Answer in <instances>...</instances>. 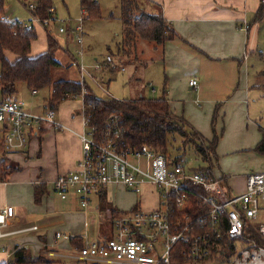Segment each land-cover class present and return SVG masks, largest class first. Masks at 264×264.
I'll list each match as a JSON object with an SVG mask.
<instances>
[{
  "label": "crops",
  "instance_id": "0c3cea01",
  "mask_svg": "<svg viewBox=\"0 0 264 264\" xmlns=\"http://www.w3.org/2000/svg\"><path fill=\"white\" fill-rule=\"evenodd\" d=\"M262 6L264 0H141V8L145 12L162 13L177 32L176 39L157 50L160 53L157 60L165 75L163 89L167 92L171 112L177 118L184 119L192 130L200 134L206 145L213 138L212 121L215 117L217 119L218 110V121L220 124L224 123L227 131L228 128L232 129L228 120L233 113L237 116V129L248 130L251 125L246 115V95L250 92L243 65L259 49V31L264 16L257 19V13ZM5 16L9 17L6 7ZM246 24L249 26L248 30L245 29ZM38 29L41 37L37 31L38 38L32 44V52L35 43L40 40L38 49L42 54L47 50V40L45 31ZM53 29L56 38V35L67 31L70 38V33L73 32L70 28L65 29V33H60L56 27ZM8 57L12 59L13 56ZM193 80L198 81L195 88L190 85ZM257 86L262 88L264 83ZM49 94V90L34 94L27 85H20L18 94L11 101L20 102L33 115L45 116L49 111L46 107ZM40 96L44 99L42 109L31 101ZM0 102H4L1 94ZM52 111L55 112V121L62 128L43 126L39 135L37 133L29 137L27 147L22 150L6 149V128L0 123V164L5 161L6 166L19 167L5 182H0V211L6 208L13 210L7 227L2 230L9 234L0 238V263L13 264L17 251L24 248L32 258L41 257L54 264H85L80 252L87 243L114 238V222L117 217L135 208L144 212L160 208L159 193L150 186L140 193L119 185L102 188L98 194L90 197V202L93 197L99 198L96 209L98 213H93L89 206L83 208L80 197L74 191L66 199H62L55 192L54 184L61 175L76 170L82 160L80 135L85 128L84 116L82 111V117L76 118L72 110L67 111L62 107ZM257 126L261 134L252 142L245 138L237 147H233L232 141L223 138L220 150L225 152L221 155L248 150L255 152L263 138L262 126ZM202 164L198 168L207 166ZM211 164L215 177L224 179L226 187L222 186L228 197L240 195L229 188L232 178L246 179V191L249 175L240 176L231 172L226 174L218 160L217 166L215 161ZM36 188L43 192L39 202L35 200ZM110 191L138 195L140 199L152 193L156 195V201L144 210L142 199L138 205L131 203L128 206L115 201ZM103 201L107 206L104 207L105 204L101 203ZM113 211L118 212L116 217H113ZM104 224L109 228L105 230ZM33 227L37 229L29 230ZM162 248L163 242L159 251Z\"/></svg>",
  "mask_w": 264,
  "mask_h": 264
},
{
  "label": "built area",
  "instance_id": "2783aa9c",
  "mask_svg": "<svg viewBox=\"0 0 264 264\" xmlns=\"http://www.w3.org/2000/svg\"><path fill=\"white\" fill-rule=\"evenodd\" d=\"M34 9L31 6L32 21L24 27H47L49 22H42ZM1 21L13 20L3 16ZM83 23L84 12L81 25L75 29L79 44L83 43ZM245 29H249L247 24ZM59 32L65 33V29L61 27ZM106 62L112 63L111 58ZM100 66L98 64L97 68ZM79 69L81 81L86 83L89 72L83 66ZM190 85L195 88L198 81L193 80ZM0 123L6 128L4 144L9 151L26 148L29 137L39 133L43 126L62 128L52 110L45 116L33 115L18 101L0 102ZM84 127L80 135L83 157L78 168L61 175L54 184L55 192L62 199L74 191L86 208L91 203L90 197L109 185L123 186L136 193L150 186L158 191L161 203L160 208L152 212L136 210L117 217L116 236L87 243L80 252L82 262L172 264L178 246L192 264H204L225 259L218 242L226 237L234 245V255L226 264H264V173L249 175L246 191L231 198L211 170L198 171L187 168L186 163L173 164L167 155L148 146L120 151L109 133L99 139L96 129L90 127L85 118ZM196 200L208 212L193 215L196 220L193 223L189 212L195 213ZM12 215L11 208L0 211V238L8 236L9 233L2 230ZM35 229L37 227L29 230ZM159 238L164 240L160 251Z\"/></svg>",
  "mask_w": 264,
  "mask_h": 264
},
{
  "label": "trees",
  "instance_id": "16d2710c",
  "mask_svg": "<svg viewBox=\"0 0 264 264\" xmlns=\"http://www.w3.org/2000/svg\"><path fill=\"white\" fill-rule=\"evenodd\" d=\"M21 1L30 12L28 22L32 21L31 6H34V14L42 22L48 21L49 25L45 28L37 26L28 29L24 27L27 22L1 21V18L5 16L6 0H0V94L4 102L11 101L18 94V88L21 84L27 85L33 93L49 90L50 94L46 99V107L54 111H57L68 100L84 95L83 116L87 124L96 129L99 139L106 137L109 133L120 151H134L143 146H148L167 155L168 159L176 165L185 163L183 157H176L174 152V144L180 139L184 146L194 145L197 156L203 163L207 164L206 167L198 168V171L212 170L211 163L216 160L215 152L219 142L215 130L214 140L206 145L200 134L192 130L184 119L177 118L171 112L165 89H163L164 93L159 99L142 96L135 100H117L112 97H97L91 87L81 80H55L54 71L64 66L58 59L61 54V45L47 32L50 24L57 22L56 11L50 0ZM80 4L84 12V21L86 18L90 20L102 19L99 2L80 0ZM120 4L121 20L124 26L119 43L120 53L124 52L128 55L132 49L137 50L142 42L153 43L157 52L159 47L165 46L167 42L178 37L177 32L167 22L163 14L145 12L141 8V0H120ZM51 9H54V12H51ZM263 16L264 6L259 9L257 19H262ZM37 28H41L47 33V50L34 57L31 56V53L32 44L38 38ZM75 34L77 35V32ZM140 49L142 51V45ZM8 56L13 57L10 59ZM75 65L79 69L77 61L74 63ZM113 67L117 66L114 65ZM215 122L216 120H214V124ZM261 132L263 138L256 151L264 155V126L261 127ZM18 170V166H6L5 161L2 162L0 164V182H5L12 173ZM220 180L225 186L224 179ZM42 196L43 192L40 188H36L35 200L39 202ZM101 203L105 204L104 207L107 206L105 201ZM194 204L196 206L195 213L189 212L190 221L193 223L196 221L193 215L208 212L199 200H196ZM136 210L138 209L135 208L132 211ZM112 214L113 217H116L118 212L113 211ZM218 243L223 252V258L230 260L234 255L233 242L224 237V240H220ZM41 262L54 264L41 257L32 258L31 254L23 248L17 251L13 264H38ZM172 264H192V262L183 256L182 247H177Z\"/></svg>",
  "mask_w": 264,
  "mask_h": 264
},
{
  "label": "rangeland",
  "instance_id": "374dc122",
  "mask_svg": "<svg viewBox=\"0 0 264 264\" xmlns=\"http://www.w3.org/2000/svg\"><path fill=\"white\" fill-rule=\"evenodd\" d=\"M50 1L56 11L55 17L57 18V22L50 24L47 32L53 34L56 40H60L58 42L59 44L61 43V54L58 56V59L64 64L63 67L54 71L55 80H81L80 69L76 65L74 66V63L77 61L79 66H83L89 72L86 76V84L91 87L94 94L99 98L112 97L117 100H135L142 97V95L153 99L161 98L165 75L163 67L159 64V60H157L160 53L156 52L154 44L142 42L140 47L142 45L143 52L139 47L137 50L132 49L128 55L124 52L120 53L121 48L119 47V43L121 42L124 27L121 20L120 0L99 1L102 19L90 20L86 18L83 23L84 40L82 44L78 43L76 39L77 35L75 34V29L81 25V19L83 18L80 0ZM6 10L12 20L28 22L30 19V12L21 0H6ZM53 27H56L57 30L60 27L70 28L73 32L70 33V38L68 37V32L56 35V38ZM40 33L38 29L39 37H41ZM72 35L73 40H71ZM40 43V40L35 43L31 56L36 57L40 55L41 52L38 49L40 48ZM258 43V52L252 54L254 56L250 57L243 65L244 74L248 76L247 84L250 92L246 95V106L249 109V111L247 109L246 115L251 124L249 129H244L243 131L237 129L236 124L238 121L235 113L229 117L228 121L232 129L228 128V131L225 129L224 123L220 124V121H218L219 113H217V119L215 117L212 121L213 138L211 142L215 138L214 130L219 138V146L217 145L216 147L217 153L215 152V165L217 166L218 160L223 172L226 174L231 172V174L242 176L258 174L264 171V156L256 150L255 152L248 150L241 153H227L224 156L221 154L225 151L220 150L223 138L232 141L233 147H237L245 138L250 140V142L258 138L261 133L257 125L264 126V87L260 88L257 86L260 83H264V22L260 26ZM108 57L111 58L112 63L107 64ZM98 64L101 65L100 69L97 68ZM114 65L117 67L112 68ZM122 68H125V70ZM242 79L244 80V76ZM21 86H25V84H21ZM31 101L35 106L42 109L43 97L40 96ZM61 107L67 111L72 110L76 118L77 116L82 117L83 97L79 96L78 98L68 100ZM226 117L223 118L225 121ZM214 120H216L215 124ZM232 123L235 124L233 125ZM181 141L178 139L174 144L175 156H182L187 168L202 166L203 162L201 159H198L199 156H197L195 146H184ZM229 184L231 191L235 194H242L245 191L246 179L232 178ZM110 193L114 195L113 199L115 201H121L123 204H128V206L131 203V205L134 203L138 205L142 199L141 203H143L144 210L148 208L149 204L156 201V195L152 193L146 194L141 199L138 195L135 196L134 194L123 193L122 191H110ZM99 202V198L93 197L88 208L93 213H98L96 209ZM107 228H109L108 225L104 224V229L106 230ZM158 241L157 246L160 248L163 238H159ZM257 241L261 242L259 239ZM228 260V258H225L209 261L204 264H226L225 262Z\"/></svg>",
  "mask_w": 264,
  "mask_h": 264
}]
</instances>
